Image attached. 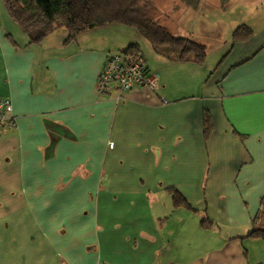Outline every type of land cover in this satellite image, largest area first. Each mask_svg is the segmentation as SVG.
<instances>
[{
    "label": "crops",
    "instance_id": "crops-1",
    "mask_svg": "<svg viewBox=\"0 0 264 264\" xmlns=\"http://www.w3.org/2000/svg\"><path fill=\"white\" fill-rule=\"evenodd\" d=\"M174 10L161 24L203 44L202 63L145 59L121 25L29 44L0 0V98L15 118L0 127V264H264L248 237L264 212V0ZM240 26L251 35L234 41ZM131 45L156 89L99 96L107 56ZM212 46L224 53L208 75Z\"/></svg>",
    "mask_w": 264,
    "mask_h": 264
},
{
    "label": "trees",
    "instance_id": "trees-1",
    "mask_svg": "<svg viewBox=\"0 0 264 264\" xmlns=\"http://www.w3.org/2000/svg\"><path fill=\"white\" fill-rule=\"evenodd\" d=\"M192 6L195 0H182ZM8 16L16 22L28 37L29 44H39L59 29H65L66 42L84 32L121 25L136 30L168 62H194L200 64L206 57V47L188 38L172 35L155 19V0H1ZM251 31L240 26L233 40L249 38ZM127 58L139 56L137 45L129 46L123 53ZM204 135L207 138L211 123L204 119ZM184 204L174 192L173 205ZM248 237L260 239L264 244V212L252 222Z\"/></svg>",
    "mask_w": 264,
    "mask_h": 264
},
{
    "label": "built area",
    "instance_id": "built-area-1",
    "mask_svg": "<svg viewBox=\"0 0 264 264\" xmlns=\"http://www.w3.org/2000/svg\"><path fill=\"white\" fill-rule=\"evenodd\" d=\"M158 75L151 73L139 55L127 58L122 53L110 54L99 73L96 93L99 96L118 92L120 95L138 88L154 91ZM15 118L8 98H0V127L13 128Z\"/></svg>",
    "mask_w": 264,
    "mask_h": 264
},
{
    "label": "rangeland",
    "instance_id": "rangeland-1",
    "mask_svg": "<svg viewBox=\"0 0 264 264\" xmlns=\"http://www.w3.org/2000/svg\"><path fill=\"white\" fill-rule=\"evenodd\" d=\"M155 5L157 7V10H159L155 14V19L159 23H162V20H163L162 24H168V23H171L178 15L175 13L174 7H176L178 5H179V7H182L183 5H185V2H183L182 0H155ZM224 23H225V21H224ZM133 32H137V31L134 30ZM62 34L63 35L65 34V36H67V31L65 29H59L57 31V33L53 36L55 38H59L60 36H62ZM51 40H53V39H51ZM140 40L148 48L151 47L149 45V43L144 38L140 39ZM202 41L206 42V40H202ZM207 47H209V46H207ZM148 48H146V50H144L145 59L147 58V55L152 56V53H153V50H151L152 47L150 49H148ZM213 50H215V48L213 46L209 48L210 55H209L208 59L205 62V65H204L207 73H209L208 75L213 73L215 67L219 63L221 56L224 53V51L223 52L218 51V50H220L219 48L214 52H213Z\"/></svg>",
    "mask_w": 264,
    "mask_h": 264
}]
</instances>
